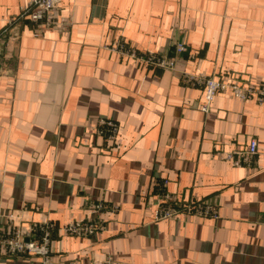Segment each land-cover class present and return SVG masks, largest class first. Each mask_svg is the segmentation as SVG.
<instances>
[{
  "label": "crops",
  "instance_id": "obj_1",
  "mask_svg": "<svg viewBox=\"0 0 264 264\" xmlns=\"http://www.w3.org/2000/svg\"><path fill=\"white\" fill-rule=\"evenodd\" d=\"M30 0H0V30ZM68 31L8 38L0 74V230L48 217L79 220L102 201L105 228L89 238L55 233V264H264V109L218 93L208 114L182 73L264 83V0H62ZM15 36V37H14ZM170 53L175 70L110 51ZM98 118L117 139L93 135ZM235 167L216 151L244 150ZM180 201L216 206L218 218L154 219L156 183ZM19 217V218H17ZM0 264H42L0 256Z\"/></svg>",
  "mask_w": 264,
  "mask_h": 264
},
{
  "label": "built area",
  "instance_id": "obj_2",
  "mask_svg": "<svg viewBox=\"0 0 264 264\" xmlns=\"http://www.w3.org/2000/svg\"><path fill=\"white\" fill-rule=\"evenodd\" d=\"M62 0H30L19 13L9 20L0 30V42L5 40L3 48L4 59L7 50L8 38L12 35L14 27H20L26 21L33 25V36L40 37L47 31L65 32L71 22L59 16ZM15 37V36H14ZM121 56L135 59L149 66L166 70H175V64L180 54L185 51L182 43H177L170 53L157 54L148 51L139 52L124 41L106 46ZM181 81L185 85L201 87L204 93V102L200 110L206 115L211 109L214 97L218 93L230 92L234 98L242 101H254L264 109V83L257 86L245 83L238 79L223 81L214 77H205L200 74L182 73ZM93 135L107 141H115L120 132L119 124L109 118H98L91 126ZM258 153V144L252 139L244 150L216 151V155L223 161L235 167L252 166ZM167 180L162 179L156 183L157 203L154 209V219L178 220L181 216H199L201 218H218V209L204 201H180L165 190ZM119 210L116 205L108 206L102 201L89 204L86 214L79 220H71L58 225L48 217L32 223L26 228L12 227L9 220L8 229L0 230V256L11 258L39 257L42 264H55L53 251V235L55 233L65 236L89 238L102 232L105 226L103 215L115 213ZM19 218V217H17ZM20 219V218H19ZM67 264H107V262L92 261L84 263L77 259Z\"/></svg>",
  "mask_w": 264,
  "mask_h": 264
},
{
  "label": "water",
  "instance_id": "obj_3",
  "mask_svg": "<svg viewBox=\"0 0 264 264\" xmlns=\"http://www.w3.org/2000/svg\"><path fill=\"white\" fill-rule=\"evenodd\" d=\"M19 27H14L10 34L18 36L19 33ZM5 45V40L0 42V74H4V75H11V68H13V61L14 59L10 60V63L8 65V67L3 66V62H4V53H3V48Z\"/></svg>",
  "mask_w": 264,
  "mask_h": 264
}]
</instances>
